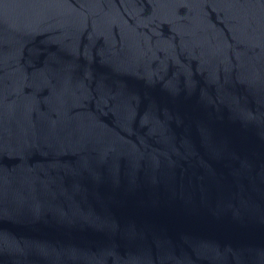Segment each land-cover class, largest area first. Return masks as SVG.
<instances>
[{
	"label": "water",
	"instance_id": "95a60500",
	"mask_svg": "<svg viewBox=\"0 0 264 264\" xmlns=\"http://www.w3.org/2000/svg\"><path fill=\"white\" fill-rule=\"evenodd\" d=\"M0 264H264V0H0Z\"/></svg>",
	"mask_w": 264,
	"mask_h": 264
}]
</instances>
